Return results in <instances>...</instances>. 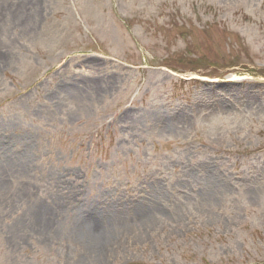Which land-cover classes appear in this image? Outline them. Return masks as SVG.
I'll return each mask as SVG.
<instances>
[{
  "label": "rangeland",
  "instance_id": "obj_1",
  "mask_svg": "<svg viewBox=\"0 0 264 264\" xmlns=\"http://www.w3.org/2000/svg\"><path fill=\"white\" fill-rule=\"evenodd\" d=\"M0 264H264V0H0Z\"/></svg>",
  "mask_w": 264,
  "mask_h": 264
},
{
  "label": "bare ground",
  "instance_id": "obj_2",
  "mask_svg": "<svg viewBox=\"0 0 264 264\" xmlns=\"http://www.w3.org/2000/svg\"><path fill=\"white\" fill-rule=\"evenodd\" d=\"M23 172V169H21V173ZM92 231H93V233L94 234H97V235H99L100 237H102V235H105V232L103 231V228H102V226H101V224H99V223H96V224H94L93 225V227H92ZM15 237L16 236H14L13 235V239H15ZM16 240V239H15Z\"/></svg>",
  "mask_w": 264,
  "mask_h": 264
},
{
  "label": "trees",
  "instance_id": "obj_3",
  "mask_svg": "<svg viewBox=\"0 0 264 264\" xmlns=\"http://www.w3.org/2000/svg\"><path fill=\"white\" fill-rule=\"evenodd\" d=\"M180 83L185 84L184 82H180ZM192 83L198 84L199 82L198 81H192Z\"/></svg>",
  "mask_w": 264,
  "mask_h": 264
}]
</instances>
